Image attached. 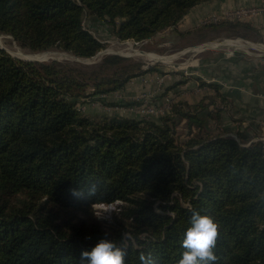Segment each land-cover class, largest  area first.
Masks as SVG:
<instances>
[{
	"label": "trees",
	"instance_id": "trees-1",
	"mask_svg": "<svg viewBox=\"0 0 264 264\" xmlns=\"http://www.w3.org/2000/svg\"><path fill=\"white\" fill-rule=\"evenodd\" d=\"M205 1L0 0V32L31 50L90 57L101 45L82 27L85 11L109 19L120 39L141 41ZM219 27L253 31L234 21ZM128 61L106 55L94 65L32 62L0 49V264H80L100 239H121L120 232L88 237L80 210L116 199L126 203L119 226L133 239L119 245L127 249L125 264H141L149 253L156 264H178L193 211L218 225L215 264H264L263 141L217 134L178 145L180 118L200 124L182 102L148 121H93L78 109L79 100L115 92L150 71ZM91 184L96 196L70 191ZM13 194L25 198L24 206L7 208Z\"/></svg>",
	"mask_w": 264,
	"mask_h": 264
},
{
	"label": "rangeland",
	"instance_id": "rangeland-1",
	"mask_svg": "<svg viewBox=\"0 0 264 264\" xmlns=\"http://www.w3.org/2000/svg\"><path fill=\"white\" fill-rule=\"evenodd\" d=\"M231 13H234L235 16H229L228 14L224 19L216 16L204 19L203 22L201 21L202 23L199 27L189 31H185L182 28L179 29V31L177 27L178 22L175 26L158 31L147 39L136 41L130 38L120 39L115 34L113 27L108 23L109 19L98 18L90 15L88 11H85L82 16V27L101 45L100 49L93 56L80 57L57 47L46 50H31L28 47L20 46L12 36L1 32L0 49L4 50L13 58L24 61H28L27 59L30 58L35 60L36 58H22L17 54L22 53L27 56H36L42 53H49L52 56L49 55L45 59H42L43 61L37 62L57 60L81 65L97 64L106 55H118L129 59L128 62L130 63L140 62L142 64V70L149 69L150 71L134 77L128 82L133 84L134 80L138 78L141 81L138 85L146 83L150 85V88H143V90L139 88V91L134 94L112 92L93 98L82 99L78 101L77 107L81 113L91 118L93 121L109 117L135 119L139 121L158 120L168 115L175 104L179 102L186 103L185 101H181L184 99L179 98H184L181 97V92L187 91V88L185 87L183 90L179 88L176 89L175 85L185 84L189 80H197V87L202 86L203 83L206 84L207 80L208 82H212V84L217 83L216 77H213L216 75H212L218 70V66L214 59L217 60V58L223 56L222 54L225 53L229 59H224V64L225 66H231V63L228 64V62L235 57L233 54L238 53L239 55L241 53V55H237L235 58L237 62H249V52L251 53V51L248 49V45L250 40L255 38L254 32L239 28L237 29L238 34H234L228 31L226 32L223 28L219 27V23L224 21L245 23L242 20L248 18V8L237 9ZM229 18L231 19L229 20ZM225 40H239L243 46L237 48L226 45L218 49L207 50L210 44L215 43V45L211 47L218 46L217 43L224 42ZM204 47L205 49L198 51ZM135 50L145 54L170 57V59L164 61L149 59L144 56L136 55L134 53ZM103 51H107L108 53L88 63L83 62L84 60L94 57L98 52ZM228 51H232L231 54L230 52L228 53ZM207 75H209V77H207ZM141 76L145 77L140 78ZM228 102L229 99L227 97L215 93L207 97L206 104L204 102H199L197 105L193 106L187 104L188 108L184 107L183 111L186 114L192 115V117L194 115L199 120L200 124L188 120L191 122L189 129L188 121L180 118L175 127L174 138L176 144L182 145L190 137L206 138L207 136H214L217 134L231 137L236 140L237 138L233 137V134H224L220 131L219 128L222 126V123L219 122V118L216 116V112L213 111L214 109L212 107L213 105H227ZM221 117L225 116H220V118ZM247 136L249 137V135ZM259 137V140L264 138V132ZM256 139L257 137L252 141H257ZM262 141L264 142V140ZM24 201L25 198L21 197L19 194L6 197L7 208H11L12 210L24 206ZM102 204L103 203H94L80 210L81 212L78 214L77 218L81 221L80 223H83L85 233L88 234V237H91L102 232L108 235L110 239H113L118 232H120L121 238L123 234L127 235L123 241L120 239L116 243L123 246L128 245L132 239V234L126 230V226V229L119 226V222L122 220L119 215V210L121 206L123 207L126 203L116 199L110 204ZM48 211L49 210H46V212ZM96 213L101 214V216H96ZM61 220L64 219L62 217L58 219V221ZM123 222L128 224L130 220H123ZM140 237H148V234L142 233Z\"/></svg>",
	"mask_w": 264,
	"mask_h": 264
},
{
	"label": "crops",
	"instance_id": "crops-1",
	"mask_svg": "<svg viewBox=\"0 0 264 264\" xmlns=\"http://www.w3.org/2000/svg\"><path fill=\"white\" fill-rule=\"evenodd\" d=\"M245 8H248V18L242 21L248 23L255 34V38L251 39L248 45V49L251 51V53L249 52V62H237L235 58L238 53H234L235 57L228 62V64L231 63V66H225L224 59L229 58L224 53L217 60L214 59L218 70L212 75H216L213 77H216L217 83L212 84L207 80L206 84L203 83L202 86L197 87V80H189L185 84L175 85V88L181 90L187 88V91L181 92V97L184 98L179 99H184L181 101L192 106L199 102L206 104L207 97L215 93L224 95L229 99L227 105L212 106L219 122L222 123L220 131L224 134H233L232 136L235 138L241 134L250 140H255L256 137V140H259V136L264 132V0H209L201 2L188 11L179 21L181 24L178 23L177 27L178 30L182 28L189 31L199 27L204 19L212 16L224 19L234 10ZM217 44L218 46L214 47L208 46L207 50L228 45L223 42ZM203 49L205 47L198 51ZM229 52L231 54L232 51ZM142 77L145 76L140 78ZM139 83L141 81L137 78L133 84L127 82L123 88L113 93L134 94L139 91V88L141 90L150 88V85L146 83L138 85ZM220 116L225 117L220 118Z\"/></svg>",
	"mask_w": 264,
	"mask_h": 264
},
{
	"label": "clouds",
	"instance_id": "clouds-1",
	"mask_svg": "<svg viewBox=\"0 0 264 264\" xmlns=\"http://www.w3.org/2000/svg\"><path fill=\"white\" fill-rule=\"evenodd\" d=\"M77 198H88L96 196L97 186L91 184L86 190L78 188L70 190ZM96 216L101 214L96 213ZM191 226L187 228L182 248V253L178 264H215L217 256L213 249L218 235V225L208 215H201L198 211H193L190 218ZM127 234H123L121 241ZM127 255L126 247L119 246L116 241L102 238L92 248V250L81 253L80 264H125ZM141 264H156L151 253L141 255Z\"/></svg>",
	"mask_w": 264,
	"mask_h": 264
},
{
	"label": "bare ground",
	"instance_id": "bare-ground-1",
	"mask_svg": "<svg viewBox=\"0 0 264 264\" xmlns=\"http://www.w3.org/2000/svg\"><path fill=\"white\" fill-rule=\"evenodd\" d=\"M223 43H225V44H228L229 46H234V47H237V48H239V47H242L243 45L240 43V41L238 40V41H230V40H225ZM213 45H215V43L214 44H210V46H213ZM218 45V44H217ZM19 52V51H18ZM131 52V51H130ZM136 55H139V56H144V57H147V58H149V59H154V60H159V61H164V60H169L170 59V57H165V56H162V57H160V56H156V55H154V54H145V53H143V52H140V51H136L135 50V52H134ZM19 57H22V58H28V57H34V58H36V59H45L47 56H49V55H51V54H49V53H42V54H38V55H36V56H27V55H24V54H22V53H19V54H17ZM52 56V55H51ZM65 57V56H64ZM31 59V58H30ZM58 59V58H57Z\"/></svg>",
	"mask_w": 264,
	"mask_h": 264
},
{
	"label": "water",
	"instance_id": "water-1",
	"mask_svg": "<svg viewBox=\"0 0 264 264\" xmlns=\"http://www.w3.org/2000/svg\"><path fill=\"white\" fill-rule=\"evenodd\" d=\"M185 52V51H184ZM108 52L107 51H103V52H98L94 57L90 58V59H87V60H84L83 62L84 63H88L90 62L91 60H94L96 58H99L101 55L103 54H107ZM28 61H43L42 59H27Z\"/></svg>",
	"mask_w": 264,
	"mask_h": 264
},
{
	"label": "built area",
	"instance_id": "built-area-1",
	"mask_svg": "<svg viewBox=\"0 0 264 264\" xmlns=\"http://www.w3.org/2000/svg\"><path fill=\"white\" fill-rule=\"evenodd\" d=\"M230 15H233V17L235 16L234 13H230L229 16H230ZM229 19H231V18H229ZM262 140H264V138H262L261 141H262ZM102 205H103V204H102Z\"/></svg>",
	"mask_w": 264,
	"mask_h": 264
}]
</instances>
